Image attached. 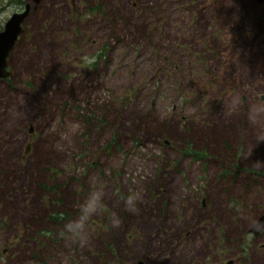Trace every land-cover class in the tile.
<instances>
[{
    "label": "rangeland",
    "instance_id": "1",
    "mask_svg": "<svg viewBox=\"0 0 264 264\" xmlns=\"http://www.w3.org/2000/svg\"><path fill=\"white\" fill-rule=\"evenodd\" d=\"M26 3L0 77V264H264V1L0 0V30ZM93 189L81 246L63 226Z\"/></svg>",
    "mask_w": 264,
    "mask_h": 264
},
{
    "label": "clouds",
    "instance_id": "2",
    "mask_svg": "<svg viewBox=\"0 0 264 264\" xmlns=\"http://www.w3.org/2000/svg\"><path fill=\"white\" fill-rule=\"evenodd\" d=\"M248 119L253 126H259L264 124V103L253 104L248 111ZM79 131L78 126H70L61 137L66 140L69 133L75 134ZM264 143V128L257 127V133L255 136V145ZM59 150V149H57ZM254 152L253 149L241 150V156L244 159L251 160ZM254 166H261L264 162L256 160L252 161ZM142 196L138 191H132L123 198V205L126 211L129 213H137L139 211L138 204L141 202ZM103 193L93 189L89 194L79 202L78 216L72 218L70 221L64 224V230L71 234V238L81 246H87L90 242L89 235V222L98 214L104 211ZM113 227H118L120 220L118 217L111 219Z\"/></svg>",
    "mask_w": 264,
    "mask_h": 264
},
{
    "label": "water",
    "instance_id": "3",
    "mask_svg": "<svg viewBox=\"0 0 264 264\" xmlns=\"http://www.w3.org/2000/svg\"><path fill=\"white\" fill-rule=\"evenodd\" d=\"M35 1V7L39 0ZM264 1V0H258ZM31 4L26 3L20 11L13 12L5 21L3 28L0 30V77H10L11 71L8 69V57L10 51L14 48L20 34L23 31V22L30 13ZM32 130V126H30ZM249 232L258 235L264 230V212H262L252 223ZM137 264H143L141 259Z\"/></svg>",
    "mask_w": 264,
    "mask_h": 264
},
{
    "label": "trees",
    "instance_id": "4",
    "mask_svg": "<svg viewBox=\"0 0 264 264\" xmlns=\"http://www.w3.org/2000/svg\"><path fill=\"white\" fill-rule=\"evenodd\" d=\"M195 156V155H194ZM198 156V155H197ZM197 156H195V157H197ZM258 182V181H257ZM255 184L256 182H254V178H252V180H247L246 182H245V185H248V184ZM257 184H259V183H257Z\"/></svg>",
    "mask_w": 264,
    "mask_h": 264
},
{
    "label": "flooded vegetation",
    "instance_id": "5",
    "mask_svg": "<svg viewBox=\"0 0 264 264\" xmlns=\"http://www.w3.org/2000/svg\"><path fill=\"white\" fill-rule=\"evenodd\" d=\"M29 130H30V128H29ZM31 131V130H30ZM264 232V230L263 231H261L260 233H263ZM249 233H251V232H249ZM252 234V233H251ZM253 235V234H252Z\"/></svg>",
    "mask_w": 264,
    "mask_h": 264
}]
</instances>
